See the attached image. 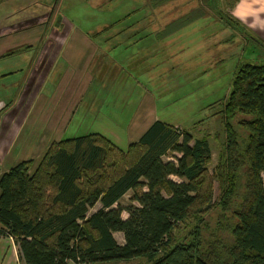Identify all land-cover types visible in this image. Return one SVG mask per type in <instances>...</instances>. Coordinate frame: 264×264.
Segmentation results:
<instances>
[{"label": "trees", "instance_id": "16d2710c", "mask_svg": "<svg viewBox=\"0 0 264 264\" xmlns=\"http://www.w3.org/2000/svg\"><path fill=\"white\" fill-rule=\"evenodd\" d=\"M215 13L264 46L229 12ZM217 113L212 172L208 137L190 144L189 131L161 120L125 150L100 133L52 142L32 171L19 161L0 173V234L13 239L22 264H264V63L236 65ZM174 153L176 161L163 159Z\"/></svg>", "mask_w": 264, "mask_h": 264}, {"label": "rangeland", "instance_id": "374dc122", "mask_svg": "<svg viewBox=\"0 0 264 264\" xmlns=\"http://www.w3.org/2000/svg\"><path fill=\"white\" fill-rule=\"evenodd\" d=\"M97 1H0V33L4 29L11 31L2 36L4 37L2 40H5L4 45L11 47L18 42L20 45L14 47L13 51L22 47L28 50L21 52L27 66L22 68L23 75H18V79L13 83L15 88L13 100L0 115V136L4 133L8 141L16 127L18 130L24 112L29 111L33 103L36 104L37 92L43 80L48 84L53 83L56 78V85H59L60 90L59 97H63L67 87V78L61 80L63 66L60 64L64 63L63 40L69 38L71 33L81 31L90 35L89 39L98 44L101 39L97 38L98 34H95V31L105 36L106 31L119 30L122 44L116 47L114 44L115 50L109 45V51L107 47L101 46L104 55L100 59L89 61L86 70L90 73V69L96 66L97 74L102 71L103 74L107 73L103 82L107 83L99 84L102 92L97 96L98 99L94 96L92 98L94 101L92 108H97L99 113L96 119L99 122L96 124L104 120L103 125H100L101 129L113 128L114 126H108L106 123L109 122L107 121L109 113L116 110L119 116L126 117V123L116 126V133L110 134L96 130L95 127L98 125H87L86 122L81 124L83 120L77 114L63 137L95 131L112 139L122 149H126L129 137L126 125L137 105H140V108L143 105L147 106L148 103L144 104L141 100L145 93H150L152 102L149 105H152L153 115L161 121L174 123L181 131L184 129L189 131L193 137L190 144L196 138L208 137L212 154L208 169L212 172L220 150L214 136L220 130V116L217 112L220 103L230 91L235 67L239 62L264 63V46L250 38L244 30L226 25L215 13L220 9L221 15H228L235 0H221L222 4H215L217 0H211L208 5L206 0H171L156 7L155 10L147 0ZM200 9L204 13H209L206 15L203 13L182 28L169 32L181 21L177 22L178 18L183 20ZM212 12L214 14H211ZM136 28L141 30L163 28L164 31L139 33L136 39L140 44L129 45L127 42L132 40L129 32ZM246 28L251 34L264 38L260 37L258 32ZM165 33L169 35L165 36ZM136 51L144 57L146 66L142 62L131 60ZM130 52H133L132 55H129ZM54 59H58L57 62L60 64L57 65L55 75L49 77V68ZM137 65L139 69L146 68L145 77H139L133 72L132 68ZM112 79L115 81L112 82ZM43 92L46 93L47 89L44 88ZM99 97L104 100L100 101ZM147 98L148 96L146 100ZM84 104L83 102L81 105ZM77 122L81 125L75 129L74 124ZM7 141L0 145V158L4 167L9 166L4 159ZM176 156L180 155L174 153L163 159L176 161L174 158ZM170 178L180 181L176 176ZM262 178L264 180V173ZM216 195L217 185L214 183V196ZM130 196L131 192L126 193L120 204L122 206L130 204ZM98 206L99 204L94 209ZM121 216L126 218L128 214L123 211ZM113 236L118 243H124L122 232H114ZM67 264L76 263L68 261ZM95 264H146V259L134 258Z\"/></svg>", "mask_w": 264, "mask_h": 264}, {"label": "crops", "instance_id": "0c3cea01", "mask_svg": "<svg viewBox=\"0 0 264 264\" xmlns=\"http://www.w3.org/2000/svg\"><path fill=\"white\" fill-rule=\"evenodd\" d=\"M96 2L98 1L96 0ZM147 2L149 5H151L150 0H147ZM168 2L169 1H166L165 3H162V5L167 4ZM232 5L233 6L230 8L231 16L239 20L250 30L258 32L257 34L263 38L264 0H235ZM154 10L153 12L157 13ZM159 31H164V29H132L129 32V37H132V40H129L127 43L129 45L134 43L136 46L137 44H140L138 43V39H136V36L139 33H158ZM10 32V29H4L2 33H0V115L1 113L3 114L4 110H6L7 105L11 104L15 89L13 83L18 79V75H23L22 68L27 66V62H24L22 58V53L28 50H25L22 47L16 48L13 51L14 47L20 45L18 42L14 43V45L11 47H6L4 45L3 41L5 40H2L4 38H2V36H5ZM94 33L98 34L97 38L100 37L101 39L98 44H95L93 40L89 39L90 35L81 31L71 33L69 38L67 37V39L63 40L64 47L62 49V55L64 57V63L60 64L57 62L58 59H54L49 68L48 76L50 77L55 75V72L57 71V65H62L63 72L61 73V80L67 78V87L65 88L66 92L64 93L63 97H59L60 90L59 85H56V78L54 79L53 83L46 84V80L42 81L41 86H39V91L37 92V102L36 104H32L29 111L24 112V118L21 121L18 130L16 127L14 133H11L12 136L8 141L4 136V133H2V136H0V145L4 144V141H7V150L4 153V159L9 164L8 167H4L3 161L0 158V173L7 171L12 165L19 161H30V167L33 170L36 164H39L43 154L52 142L70 138H64L63 136L66 134L71 121L73 122V118L74 116H77V114L79 115L78 117L83 120L81 124L86 122L87 125H98L95 127L96 130H103L102 132H107L110 134L116 133V126L121 124L124 125L126 123V117L123 118L119 116L116 110L113 111V113L110 112V116L107 117V121L109 122H107L106 125L114 126L113 128L101 129L100 125H103L104 120H101L99 124H96V122H99L96 121L99 113L97 112V108H92L94 104L92 98L93 96L97 98L99 93L102 92L99 84L107 83H103L106 79L105 75L107 73L103 74L102 71L101 73L97 74L96 66H93L90 69V74L86 70L88 62L91 60L100 59V57L104 55V51H102L101 46L107 47L109 51L110 45L112 49L115 50L114 48L116 45L118 46L122 44V42L119 38V30L117 32L106 31L105 36L101 35L98 31H95ZM164 35L168 36L169 34L165 33ZM103 39H106L107 41H104ZM147 48L150 50L149 47ZM10 52L12 53L9 55ZM132 53L133 52H130L129 55H132ZM143 58L144 57L137 54L136 51V54L131 57V60L133 62H142L143 65L146 66V61H144ZM103 64H105V62ZM102 66L103 65H101V67ZM132 69L133 72L137 73L139 77H145L144 72L146 68L139 69L137 65V67ZM40 80L41 78L39 77V82ZM112 80V82L115 81L114 79ZM44 88L47 89L46 93L43 92ZM147 96L148 98L146 100ZM99 100L103 101L104 98L99 97ZM151 100V94L145 93L141 102L144 104L148 103L147 106L143 105L140 108V105H137V107L134 109V113L126 125L128 126V130H126V132L129 134L127 146L129 143L137 141L155 120H159L157 116L153 115L152 105H149L150 102H152ZM83 102L85 103L84 106L81 105ZM26 123L29 124L25 126ZM81 124L78 122L75 123L74 128H78ZM169 124L175 126L174 123ZM87 131H89V129ZM90 132L96 133L95 131ZM110 140L116 144L115 141L112 139ZM31 169L30 171H32ZM0 264H22V262L19 261L17 246L15 245L13 239L3 234H0Z\"/></svg>", "mask_w": 264, "mask_h": 264}]
</instances>
